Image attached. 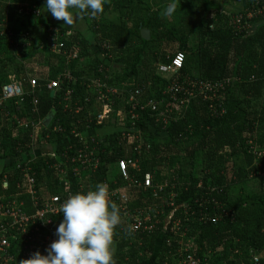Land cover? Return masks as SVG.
Returning a JSON list of instances; mask_svg holds the SVG:
<instances>
[{"label": "trees", "instance_id": "trees-1", "mask_svg": "<svg viewBox=\"0 0 264 264\" xmlns=\"http://www.w3.org/2000/svg\"><path fill=\"white\" fill-rule=\"evenodd\" d=\"M25 1L29 3L0 0V98L2 87L12 84L14 76L23 91L0 103V157H21L40 127L42 139L57 151L31 163L37 187L64 196L60 168H65L76 193L79 178L72 173L77 166L83 169L72 159L90 134L98 132V144H88L97 146L101 162L97 169L82 172L88 176L87 188L88 180L93 189L105 180L126 187L118 168L111 171V166L130 157L138 160L142 174H155V184H167L158 195L142 187L126 189L130 204L125 212L119 208L121 222L113 236L117 262L183 264L182 241L191 245L199 264H264V17L253 19L251 28L240 32L233 26L236 14L226 19L212 8V0H201L206 14L198 41L191 46L181 33L183 15L187 5L198 0L175 1L171 16L161 7L154 10L148 0H105L103 13L95 18L78 14L88 22L92 46L79 29L50 22L45 0ZM241 1L245 8L239 13L257 0ZM111 8L120 22L105 17ZM20 22L26 24L19 26ZM144 27L151 32L149 40L141 36ZM178 51L185 54L180 83L190 79L194 85L185 84L192 92L185 97L189 101L182 104L168 97V114L134 106L139 118L132 122L130 91H141L140 103L160 100L172 81L160 65L171 63ZM35 65L47 71L33 84L27 70ZM56 79L61 86L52 95L48 82ZM99 81L113 112L97 125L104 105L94 91ZM51 115L45 126L42 122ZM125 129L137 133L138 142L130 150L122 134ZM25 165L16 163L0 172V206L23 198L27 210H33L30 196L23 193ZM251 181L256 189L244 192ZM148 205H164L161 224L149 233L131 232L129 213ZM176 220L184 233L171 232ZM61 221L54 219L55 239Z\"/></svg>", "mask_w": 264, "mask_h": 264}, {"label": "built area", "instance_id": "built-area-1", "mask_svg": "<svg viewBox=\"0 0 264 264\" xmlns=\"http://www.w3.org/2000/svg\"><path fill=\"white\" fill-rule=\"evenodd\" d=\"M259 17H264V0L255 1L254 5L243 13H237L232 21L235 29H238L240 32L248 31L252 26V20ZM106 44H104V47ZM54 47H57L55 44ZM185 62V54L182 51H178L171 63H163L160 65V71L164 73H169L171 76V83L168 85L165 95L166 99L161 98L160 100H149L147 103H140L138 96L141 94L139 89L131 90L129 93V103H130V119L132 122L139 118V114L135 112L134 106H139L141 109H145L146 106L150 107L153 112H159L163 109L165 114L171 112L168 108L167 99L168 97L172 100H178L182 104H185L186 101H189L187 95H191L192 92L189 90L185 84L193 88V83L190 79H184V82L180 83L181 78V67ZM70 76V75H69ZM188 80V84L185 83ZM36 81H32L35 84ZM97 82V81H96ZM100 87L95 88V95L98 100H102L103 110L96 116L97 125L102 124V122L111 118L112 106L105 102V93L101 90L103 89L104 83L98 82ZM61 86V80H51L48 82V89L50 91L56 92ZM103 86V87H102ZM111 89H107V92ZM72 90L69 89L66 93L65 100H70ZM23 91L18 84H6L2 87V99L7 100L10 98H15L21 96ZM183 94V98L180 95ZM165 105V107H164ZM115 121V119H113ZM123 121V120H122ZM124 123V121H123ZM56 130V129H54ZM125 129L123 131V138L126 140L128 149L130 150L133 145H136L137 133L131 130L130 132ZM40 134V133H39ZM97 134L91 135L90 139L94 143L97 142ZM41 138H43L41 136ZM85 140V139H83ZM85 140L86 146L79 149L73 157L72 161L77 162L81 165L82 169L78 166L73 170L72 173L79 178V187L76 189V193H84L89 190H94L92 187L85 186L82 182V172L87 170H95L99 167L100 159L97 156V146H89V141ZM139 144V143H138ZM140 144L137 145L139 149ZM264 155V152H263ZM33 161L26 163L23 172L24 178L27 182L24 187L23 193L30 196L31 207L33 210L30 212L27 210V205L23 198L13 199L5 204L0 206V264H18L22 260H27L31 255L39 251L42 255H46V249L48 246L55 240L53 229H54V219L59 217L63 219V215L60 211L62 203L70 196L76 194L72 190L71 176L67 169L58 167L59 163H55V167L60 168V182L65 185V195L60 196L58 194H46L45 190L37 187V182L34 173L32 172V163ZM60 166V165H59ZM117 168L127 182L126 187L119 186L117 181L114 184H110L107 180L102 182L109 192V200L111 203H115L118 208L123 212L127 210V207L130 204L129 194L126 192L128 188L142 187L144 190L152 189L154 195H158L160 191H163L164 187L167 184L164 183H154L155 174L154 173H145L142 174V168L133 157L128 159L123 158L118 161ZM137 170L138 173L131 174L130 170ZM89 174V173H88ZM264 175V174H263ZM141 176V177H140ZM20 187V186H19ZM175 194L172 193L170 196V205H175ZM132 214V215H131ZM172 214V213H171ZM132 217L130 222L129 229L135 234L139 233H149L158 228L162 222V216L165 215L164 205H148L145 206L141 211L137 213H129ZM227 215V212L225 213ZM181 221H173V226L171 232H180L183 231L181 228ZM184 233V231L182 232ZM181 248L179 249V254L184 251L181 257H184L181 262L183 264H199L200 260L196 257L194 252H191V247H184V243L181 241ZM254 261H259V258L253 255Z\"/></svg>", "mask_w": 264, "mask_h": 264}, {"label": "clouds", "instance_id": "clouds-1", "mask_svg": "<svg viewBox=\"0 0 264 264\" xmlns=\"http://www.w3.org/2000/svg\"><path fill=\"white\" fill-rule=\"evenodd\" d=\"M105 0H45L44 9L56 20L71 26L74 14L95 18L104 11ZM175 0L165 15L175 11ZM62 221L55 230L57 237L46 255L33 253L20 264H115L114 229L121 222L120 210L109 200L107 187L98 183L94 190L70 195L61 205Z\"/></svg>", "mask_w": 264, "mask_h": 264}, {"label": "rangeland", "instance_id": "rangeland-1", "mask_svg": "<svg viewBox=\"0 0 264 264\" xmlns=\"http://www.w3.org/2000/svg\"><path fill=\"white\" fill-rule=\"evenodd\" d=\"M148 1L151 2L150 4L152 5V7H154L153 8L154 10L157 9L158 7H161L163 10H165L166 6L168 5V4H166L167 1H164V0H148ZM168 1H169L168 3L172 2V0H168ZM175 1H177V0H175ZM212 2H213L212 8L214 10L221 11V13H223L222 16H225V18H226V16L231 17V16L235 15V14L239 13L243 8H245V5L241 0H212ZM28 3H29V1L24 0V2L22 4H28ZM160 4H161V6H160ZM153 9H151V13H154ZM187 9H188V11H184V15H183V18L185 20H184V26L181 30V33H185V35L188 36V38H189V45L194 46L195 43L198 41L199 26H200L201 22L203 21V18L206 14V11L204 9V4H202L201 0L196 1L195 4L187 5ZM106 16L108 18H114V21H116V22L121 21V18L119 17V13H117L116 10L114 13H110V14L107 13ZM116 16H117V18H116ZM178 48H180V47H178ZM35 66H37V65H35ZM33 70H35V69L32 68V71ZM165 92H166V90L160 94L161 97L164 99L167 98V96L165 95ZM141 135H143L142 130H141ZM39 142L41 145L40 146L41 147V153L42 152L44 153L46 151V149H50L52 147L54 148V145L52 146V144L45 143V141L43 139H41ZM2 164H3V162H2V160H0V170L3 167ZM116 167L117 166H115V167L111 166V171L112 170L116 171ZM165 172H166V170H165ZM254 189H256V182L251 181V182L247 183V185H245L244 192L245 191L250 192ZM113 243H114V254H115V242H113ZM184 247H186V245H184ZM187 247H191V245H187ZM261 257H263V256H261ZM114 261H115V264H121L115 260V257H114ZM142 264H150V263L146 262V263H142Z\"/></svg>", "mask_w": 264, "mask_h": 264}, {"label": "crops", "instance_id": "crops-1", "mask_svg": "<svg viewBox=\"0 0 264 264\" xmlns=\"http://www.w3.org/2000/svg\"><path fill=\"white\" fill-rule=\"evenodd\" d=\"M114 12H115V9L111 8L107 13L110 14V13H114ZM46 16H47V18L49 19L50 22L56 23V24L61 25V26H65L66 28H68L70 30L79 29L82 32L83 36H85V38L88 39V41L90 42V45L93 46L95 44L94 43V39L92 38V33H91L90 29H89L90 27L88 25V22H87V20L83 19L81 17V15L78 16V14H74V20H73V24L71 26L65 25L63 20L54 19L51 14L46 15ZM105 17H107L106 14H105ZM116 18H117V16H116ZM109 19L114 21V18H109ZM30 23H32V22H30ZM25 24L26 23L23 24L22 22H20L19 26H22V25H25ZM33 68L35 69L33 71H32V69H28L27 70V75L29 76L31 82L32 81H37L38 79H40L39 77L41 76V74H44L47 71V69H45L43 67H40L38 65L33 67ZM12 79L14 81L13 83L18 84L16 82L17 80H16L15 76L12 77ZM3 101H4V99L0 98V103H2ZM44 122H45V120L42 123L44 124ZM36 131L38 133L36 132L34 135H31L32 143L31 144L26 143L24 145V147L26 146L25 149L27 148V150L25 152H22L21 157H19V158H17V157L16 158L15 157H4V158L0 157V160H2V162H3V164H2L3 167L1 168L0 172L3 169H7V168L12 167L16 163L19 164V163L24 162V161L26 163H29L31 161H34V159H36V158H40L41 155H43V154L52 155V154L56 153V151H57V147L56 146H54V148L52 147L50 149H46V151L44 153L43 152L41 153V147H40L41 145H40V142H39L42 139L40 134H39L40 127H38V130L36 129ZM99 133H101V132H99ZM95 134H98V132H96V133L92 132L90 135H95ZM15 135H16V133H15ZM52 146H53V144H52ZM54 165H56V164H54ZM82 175H83L82 176L83 184L86 186L85 180H87L86 179L87 174H82ZM114 182L115 181L112 180V183H110V182L109 183L110 184H114ZM87 185L90 187L93 184L88 180ZM261 256H263V255H260V258H263Z\"/></svg>", "mask_w": 264, "mask_h": 264}, {"label": "water", "instance_id": "water-1", "mask_svg": "<svg viewBox=\"0 0 264 264\" xmlns=\"http://www.w3.org/2000/svg\"><path fill=\"white\" fill-rule=\"evenodd\" d=\"M140 33H141V36L146 40H149L151 37V32L148 28H145V27L141 28ZM51 94L53 95L54 91H51ZM51 119H52V115L45 120L44 125L47 126L50 123Z\"/></svg>", "mask_w": 264, "mask_h": 264}]
</instances>
